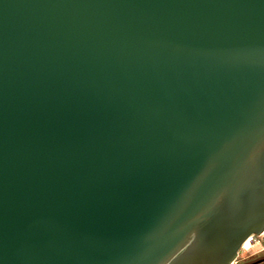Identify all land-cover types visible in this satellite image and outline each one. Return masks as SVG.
I'll list each match as a JSON object with an SVG mask.
<instances>
[{
	"label": "water",
	"instance_id": "1",
	"mask_svg": "<svg viewBox=\"0 0 264 264\" xmlns=\"http://www.w3.org/2000/svg\"><path fill=\"white\" fill-rule=\"evenodd\" d=\"M264 234V0H0V264H233Z\"/></svg>",
	"mask_w": 264,
	"mask_h": 264
},
{
	"label": "flooded vegetation",
	"instance_id": "2",
	"mask_svg": "<svg viewBox=\"0 0 264 264\" xmlns=\"http://www.w3.org/2000/svg\"><path fill=\"white\" fill-rule=\"evenodd\" d=\"M256 243L259 245L261 244L260 240L256 239L252 243L251 247H254ZM249 247L250 246H248L246 249H248ZM233 264H264V246L254 252L247 253L244 255H238L237 259L233 262Z\"/></svg>",
	"mask_w": 264,
	"mask_h": 264
},
{
	"label": "rangeland",
	"instance_id": "3",
	"mask_svg": "<svg viewBox=\"0 0 264 264\" xmlns=\"http://www.w3.org/2000/svg\"><path fill=\"white\" fill-rule=\"evenodd\" d=\"M256 239H259L260 240V243H261L260 245L256 243L254 247H250L249 249H246V248L243 247V249H241L239 255H244V254H247V253L254 252V251L260 249L262 246H264V241H263L264 240V235H262L260 237H256L255 236L254 241ZM250 245H251V242L249 243V246Z\"/></svg>",
	"mask_w": 264,
	"mask_h": 264
},
{
	"label": "built area",
	"instance_id": "4",
	"mask_svg": "<svg viewBox=\"0 0 264 264\" xmlns=\"http://www.w3.org/2000/svg\"><path fill=\"white\" fill-rule=\"evenodd\" d=\"M254 238H255V236H252V237L249 238V242H251L250 247L252 246V243L254 242ZM250 247H249V248H250ZM249 248H248V249H249Z\"/></svg>",
	"mask_w": 264,
	"mask_h": 264
},
{
	"label": "bare ground",
	"instance_id": "5",
	"mask_svg": "<svg viewBox=\"0 0 264 264\" xmlns=\"http://www.w3.org/2000/svg\"><path fill=\"white\" fill-rule=\"evenodd\" d=\"M249 243H250V242H249V239H248V240L244 243L243 247H244V248H247V247L249 246Z\"/></svg>",
	"mask_w": 264,
	"mask_h": 264
}]
</instances>
